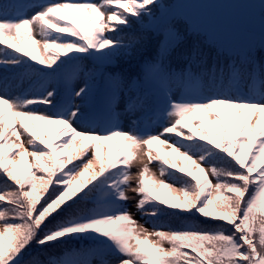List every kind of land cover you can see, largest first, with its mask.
<instances>
[{"label": "snow or ice", "instance_id": "obj_1", "mask_svg": "<svg viewBox=\"0 0 264 264\" xmlns=\"http://www.w3.org/2000/svg\"><path fill=\"white\" fill-rule=\"evenodd\" d=\"M159 3L0 0V264H264V63L209 66L174 17L145 58ZM137 56L93 111L81 62Z\"/></svg>", "mask_w": 264, "mask_h": 264}, {"label": "rangeland", "instance_id": "obj_2", "mask_svg": "<svg viewBox=\"0 0 264 264\" xmlns=\"http://www.w3.org/2000/svg\"><path fill=\"white\" fill-rule=\"evenodd\" d=\"M80 2H84V0H80ZM257 2L258 0H175L167 19L178 16L187 19L201 32L208 33L213 39L224 43L225 47L241 52L243 55H250L255 53L259 47L264 48L260 44L258 13L246 5ZM100 62L107 63L108 61ZM82 84L83 78L76 81L75 86L78 88ZM100 86L102 87L100 88ZM95 87L96 91L92 96L93 99H90V103L93 111H99L102 107L105 85L103 81H100ZM26 123L28 122L26 121ZM36 123L40 124L41 122L36 121ZM128 124L129 119L127 117L122 118V126L126 128ZM49 128L54 135L56 126L49 125ZM41 135H43L42 132ZM108 146L111 149V142ZM159 151L162 155L164 154L163 148H159ZM173 158L175 159V154H173ZM184 164L188 166L190 162L185 161ZM152 167L155 169V164ZM132 171L135 172L136 169L133 168ZM130 195L132 194L130 193ZM134 205L135 200H131L127 206L135 218L143 223L144 218L136 211ZM146 226L151 228V224Z\"/></svg>", "mask_w": 264, "mask_h": 264}, {"label": "trees", "instance_id": "obj_3", "mask_svg": "<svg viewBox=\"0 0 264 264\" xmlns=\"http://www.w3.org/2000/svg\"><path fill=\"white\" fill-rule=\"evenodd\" d=\"M175 4V0H160L159 6L153 9L154 18L153 17H145L142 21L137 22L135 19L132 20V27L130 29L126 28L124 31L126 33H136L137 35L144 34L147 36V40L144 43L142 51L144 53L145 58L148 54H154L155 48L158 43V37L155 34L156 25L164 23L167 18V15L170 13L171 9ZM173 18V17H172ZM177 22V26L182 31L185 42L187 45H191L193 43H198L201 48L208 53V65L210 66L213 61H218L221 64L227 63L229 60L240 58L244 59L246 57L264 63V48L259 47L257 51L249 56L242 55L238 51L232 52L230 48L225 47L224 43L219 44L217 40L212 39L208 33L201 32L199 29L194 27L187 19L181 17H174ZM219 53V56L217 55ZM141 62V58L139 56L133 59H127L121 57L118 61L112 60L107 63H102L99 60H95L94 58H87L81 62L82 66L87 69H92L96 75L95 86L100 83L99 74L106 70L119 71L125 74L126 77L131 78L136 75L139 71V64ZM195 71H199V69L194 68ZM102 86H100L101 88ZM90 99H93L92 97ZM83 207V205H81ZM91 207V204L88 205ZM203 218H199L196 222H200ZM172 223H176V221H172ZM81 244H91V241H70L67 247L77 248L80 247ZM50 251L59 256L63 252L62 247H57L50 249Z\"/></svg>", "mask_w": 264, "mask_h": 264}]
</instances>
